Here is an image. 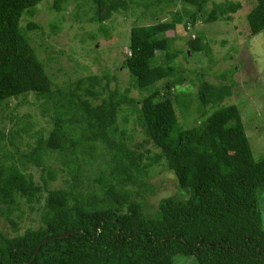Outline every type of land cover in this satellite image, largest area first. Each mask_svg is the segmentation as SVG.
<instances>
[{"label":"trees","instance_id":"1","mask_svg":"<svg viewBox=\"0 0 264 264\" xmlns=\"http://www.w3.org/2000/svg\"><path fill=\"white\" fill-rule=\"evenodd\" d=\"M43 1L0 0V108L10 99L27 103L32 95L53 120L46 137L29 134L20 118L9 132L0 127V218L15 232L0 227V264H175L178 255L197 264H264V155L254 156L238 106L224 104L232 87L200 74L196 85L174 63L180 53L208 52L204 36L184 38L183 50L166 35L180 26L192 31L198 21L230 20L240 2L226 0L207 10L211 0H148L186 7L169 20L131 27L120 67L132 87L145 92L136 100L129 89L111 90L106 74V83L90 74L66 88L54 85L25 33L37 24L22 23ZM68 1L52 0V8L62 11ZM244 1L251 4L245 15L249 33L264 32V0ZM129 2L80 0L77 12L91 10V21L102 24ZM185 79L190 83L184 86ZM118 114L124 122L135 116L140 141L119 129ZM189 115L192 122L185 125ZM23 133L35 137L26 141V151L20 148ZM53 153L72 176L61 188L50 184L56 179L47 162ZM96 161L99 187L81 171ZM152 166L173 174L184 199L163 198L149 216L143 200ZM21 201L39 212L36 228L19 231L14 213Z\"/></svg>","mask_w":264,"mask_h":264},{"label":"rangeland","instance_id":"2","mask_svg":"<svg viewBox=\"0 0 264 264\" xmlns=\"http://www.w3.org/2000/svg\"><path fill=\"white\" fill-rule=\"evenodd\" d=\"M224 1L226 0L209 1L207 10H211L213 4ZM230 1H239L241 4L240 10L235 12L230 20L219 18L218 21L208 24L198 21L192 31L187 32V28L180 26L176 33L168 32L166 35L174 36L173 47L183 50L188 49L184 38L196 33L204 36L203 39L209 46L208 52L191 54L188 51L186 57L180 53L174 63L181 67L184 75L195 81L196 85L198 81L194 78L200 74L211 83L224 82L232 87L231 96L225 99L224 104L238 106L253 154L258 158L264 155V32L254 35L249 33L245 15L251 4L244 0ZM79 2L80 0H69L65 8L57 12L52 8V0H45L34 7L32 15L26 14L23 17V24L27 21L37 24V27L25 30V33L39 60L44 64L48 76L54 85L66 88L70 83L90 74L102 78V83H106V78H103L106 74L110 77L111 90L124 92L129 89L128 96L139 99L145 92L132 87L128 71L120 67V63L128 54L131 27L137 24H150L155 19L169 20L175 12L183 11L186 6L181 3L153 5L148 0H134L101 24L91 21L93 15L91 10L85 15L78 14ZM158 56H163L162 52H158ZM190 70L195 72L189 73ZM222 74H227V79H223ZM189 83L190 81L185 79L182 85ZM161 84L162 82L156 83L158 88H161ZM195 90L194 85L192 92ZM27 100L26 103L20 99H10L2 106L0 127L9 132L20 118L23 124L31 127L29 134L42 131L46 137L53 125L52 113L42 112L40 102L32 95H29ZM134 119L135 116L131 115L124 122L123 115L118 114L117 125L119 129L124 127L129 129L134 134L133 142H136L143 136L140 128L134 125ZM191 122L190 115L183 120L185 125ZM22 135L24 145H20V148L26 151L28 150L26 141L32 144L35 137H27L25 133ZM47 159L50 167L56 171V179L50 183L51 187L61 188L69 185L72 176L61 169L63 166L59 154L53 153ZM100 163L96 161L93 166H84L81 169L82 174L88 176V183L92 186L100 185L99 181L94 180ZM34 169L35 179L38 180L39 170ZM146 177L145 182L149 188L144 194L143 208L147 215L154 214L157 204L163 198L174 195L178 199H184L182 193L176 190L173 174L161 166L150 167ZM132 188L136 189L135 186ZM259 198L264 206V189L259 191ZM19 213L21 218L17 219L16 215ZM14 216L18 221L19 231L29 227L36 228L40 224L39 212L31 210L23 201L20 202L19 210L15 211ZM0 227L8 234H15L2 218ZM174 262L197 264L194 257L182 255L175 256Z\"/></svg>","mask_w":264,"mask_h":264}]
</instances>
